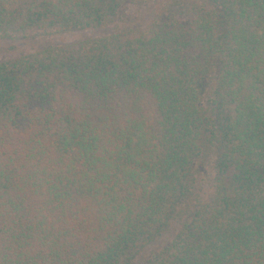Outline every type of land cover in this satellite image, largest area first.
Returning <instances> with one entry per match:
<instances>
[{
    "label": "trees",
    "instance_id": "16d2710c",
    "mask_svg": "<svg viewBox=\"0 0 264 264\" xmlns=\"http://www.w3.org/2000/svg\"><path fill=\"white\" fill-rule=\"evenodd\" d=\"M145 27L0 60V264H264V0H0V41Z\"/></svg>",
    "mask_w": 264,
    "mask_h": 264
},
{
    "label": "rangeland",
    "instance_id": "374dc122",
    "mask_svg": "<svg viewBox=\"0 0 264 264\" xmlns=\"http://www.w3.org/2000/svg\"><path fill=\"white\" fill-rule=\"evenodd\" d=\"M155 4L149 2L141 7L126 5L113 23L105 28L74 32L60 36H36L24 40H1L0 60L32 53L46 47L65 46L85 39L103 37L126 28L145 27L152 15ZM199 183L194 193L183 202L171 228L153 242L133 264H143L154 252L166 247L173 239L182 223L209 196L214 181L211 159L199 163Z\"/></svg>",
    "mask_w": 264,
    "mask_h": 264
}]
</instances>
